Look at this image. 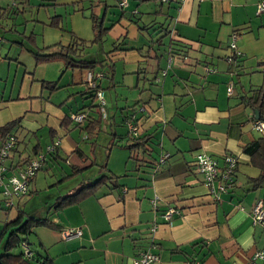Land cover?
<instances>
[{
  "label": "crops",
  "instance_id": "crops-1",
  "mask_svg": "<svg viewBox=\"0 0 264 264\" xmlns=\"http://www.w3.org/2000/svg\"><path fill=\"white\" fill-rule=\"evenodd\" d=\"M9 1L14 5L9 15L20 26L9 20L5 30L13 31H7L4 41L21 35L24 41L17 38L15 43L29 52L32 45L27 37L36 36L37 27L61 29L60 25L51 27L52 17L64 19L66 30H60L57 42L68 46L73 34L80 40H93V24L87 15L105 16V26L111 29L104 44L109 41L112 47L117 42L120 48L111 54V48L104 45L96 48V54L101 53L95 60L104 63L96 71L104 72L102 88L105 96L107 90L111 94L103 131L109 135V144L125 146L127 151L126 146L136 142L129 129L131 121L140 139H148L144 146L129 151L133 159L122 163L124 176L111 171L128 179L120 189L109 183L80 203L57 209L59 198L74 192L80 181L61 193L60 187L67 182L63 176L45 190L36 175L27 195L14 199V207L8 208L0 193L1 239L28 213L54 225L33 229L38 248L29 237L37 258L49 257L50 264H134L142 251L156 255L151 264H250L257 251L264 250V225H254L252 218L258 202L264 207V187L254 189L250 183L261 171L244 148L263 134L254 129L259 110L248 108L243 99L256 98L255 91L264 85V69L258 66L264 58V13L257 11L263 0H128L124 10L119 0H30L24 10L15 0ZM28 28H32L29 35ZM234 33L239 35L236 44L243 58L228 63L225 57L231 53L229 41ZM207 66L217 70L207 74ZM62 71L68 70L62 67ZM87 73L83 70L80 76L83 89L73 91L71 97L79 93L82 100L87 98ZM25 75L30 81L22 82L15 95L14 86L7 85L0 94V127L24 117L16 131L17 152L6 160L5 174L11 176L17 163L32 157L37 143L41 152L52 145L51 129L58 133L59 156L50 159L44 173L53 179L50 164L61 162V157H67L71 169L89 166L92 158L83 161L74 153L80 145L79 131H65L63 120L90 103L71 104L65 98L56 102L52 98L58 91L43 89L44 79L36 77L34 70ZM166 153L170 155L167 161L157 165ZM200 153L215 158L220 167L227 154L241 160L233 189L220 195V201L195 171ZM109 159L110 154L107 165ZM96 169L69 180L85 174L94 177ZM169 208L176 210L170 222L165 219ZM69 229L82 234L64 240L61 234Z\"/></svg>",
  "mask_w": 264,
  "mask_h": 264
},
{
  "label": "trees",
  "instance_id": "trees-1",
  "mask_svg": "<svg viewBox=\"0 0 264 264\" xmlns=\"http://www.w3.org/2000/svg\"><path fill=\"white\" fill-rule=\"evenodd\" d=\"M91 1L99 3L100 0H91ZM155 1H158V0H155ZM161 1L162 2L163 1L168 2L170 0H161ZM13 2H15V4H17L21 10H24L25 6H30L29 5L30 0H21L20 2L15 0ZM120 2H121V0L118 1V6H119ZM262 2H264V0L261 1L258 4V6ZM3 5L4 6L0 5V43L3 42L4 40H7V35H6L7 31H13V28L8 29L9 27H7V30H5L6 29V23H9V20H11L12 21L11 23L13 25H16V23L14 22L15 18L11 17L9 15V12H11L10 11V9H11L10 5H8L7 2L3 3ZM120 9H122V8H120ZM263 13H264V11L260 14H263ZM87 17H88V19L91 20V22L93 24L94 38L91 42L80 40V39L76 38V36L73 34L72 35V41L68 46H65L61 43H57V44H54L51 46H46L43 48H34L33 46L35 45V35L32 34L30 37H27L29 42L32 45V47L30 48V52H31L32 56L34 57L35 62L37 64H39V63H44V62L56 61V62H62L64 68L67 70L68 69H79L82 71L87 70L88 72H91L93 74L94 82L96 84H98L99 82H98V79L96 77L98 74H104V72H100V71L98 72L96 70L98 68L102 67L104 65V63H103V61H100V60H90V58H87V55L89 54V51H87V50L92 49L93 47H96L97 45L103 46L105 37L107 36V32H109V30L111 28L105 26V16L99 18L98 16L94 15L91 12L89 15H87ZM64 23H65L64 19L61 16H57V17H52V21H51L50 25H51V27H58L59 25H60V27L61 26L63 27ZM16 26H20V25L17 24ZM63 29L66 30L65 26ZM234 35H236L237 38H239V35L237 33H234L230 38L229 48L231 50L230 51L231 53H230V55L225 57V59L228 63H235L238 59L243 58V53L239 50L237 44H236L235 48L231 47V43H233V41H234V39H233ZM237 40L235 41L236 43H237ZM21 44L23 45L24 43L22 42ZM119 48H120V44L115 42L114 44H112L111 50L108 53L111 54L113 52H116L117 50H119ZM258 66L262 67L264 69V58L260 63H258ZM208 69L209 70H214V69L217 70L215 67L207 66L206 67V73L207 74L209 73ZM263 73H264V70H263ZM42 85H43L42 86L43 89H47L49 92L59 91L63 88L62 86L59 85L58 81L57 82L44 81ZM85 85L88 88V92L86 93V91H85L84 95L85 94H91L93 101L89 105L81 107L77 113H73L74 115L72 116V118L71 117L70 118L65 117L63 120V127H64L65 131H67L69 133L71 130H78L79 133L86 134L83 137V142L91 144L90 145V152L87 153L83 149V147L81 145V140H80V145L77 147V149L74 151V153L83 161H86L87 159L92 158L91 159L92 163L89 166L83 167V168L72 166L71 173L68 175H64L62 178V181H66V180H69L70 178L77 177L79 175L84 174L85 172L87 173V171L89 174V171H91L93 169V167H96L99 169H97V171L95 170L94 177H89L88 174H85L84 177L82 179H80L81 185L78 186V188L74 189V192L71 191L70 194L60 197L58 202H57V205H55L56 209L59 207L61 208V207H66V206L78 204L82 200L86 199L87 197L94 195L99 189H101L105 185H108L109 183H111L113 185V188L120 189L123 187L121 185V183H119V180L121 177L107 174V170H108L107 162L99 163L98 159H97L96 151H97L98 146H99V137L103 133V121L109 119V117L107 118V116L104 117L102 115V111H101L102 107H101L100 102L98 100V92L99 91L103 92L102 83H100L98 86H95L94 88H92L89 85V83H87L85 80ZM227 90L229 92V85H228ZM255 92L258 95L256 98H246L245 97L243 100L245 101V104L248 106V108H251L252 110L257 109L260 111V113H261L260 114V120L263 121L264 120V113H263L264 85H262ZM104 98L106 100L105 93H104ZM96 103H97V105H95ZM107 105L108 104H106V106ZM74 117H82V118L79 121L77 119H74ZM23 120H24V117H19V118H16V119L6 123L2 127H0V142H1L0 153H1L2 147L5 145L8 137L9 136L15 137L14 149L10 153L7 160H9L11 157H13V155L16 154V152H17V147H18L19 141H18V138L16 135V131L19 128V126ZM130 133L133 136V133L131 132V130H130ZM57 134L58 133L56 130L51 129L50 137L53 140V144L47 146L46 150L41 152L42 147H41L40 143H37L36 147L33 148L34 155L32 157L28 156L27 158L22 160L21 163H17V166H16L17 169L18 170L22 169L25 164H28L32 160L39 158L38 157L39 155H43L44 160L40 161L41 165H40V167L36 173V175H38V173L42 169L45 168L46 164H48L50 159L54 158L55 156H59L58 150L60 148V142L58 144H56V143L60 140H58V141L55 140ZM262 134L263 135L261 138H259L258 140L254 141L251 145L244 148V154L249 155L253 164L259 166V169L261 171L260 176L257 179H254L250 182L254 189L264 187V133H262ZM133 137H135V136H133ZM147 137H142L140 139L139 135L136 136V138H133L136 142L129 144L128 146H126V148L132 152L133 149H136L139 146L140 147L144 146L145 142H147V139H148ZM114 144H116V143H114ZM114 144L113 143L110 144L109 152L115 146ZM48 147L52 148L53 150H48ZM124 148H125V146H124ZM163 155H165V154H163ZM229 155H231V154H227L225 157H227ZM108 156H109V154H108ZM225 157H224V159H225ZM61 158L62 159L60 161H66L67 162V157H61ZM130 159L132 160L133 157L130 156ZM224 159H223V161H224ZM240 163H241V160L238 157V163H237V165L234 168L233 173H232L233 184L231 185L229 192L234 187L235 173H236V170L238 169V166L240 165ZM157 165L160 166L163 164H160L159 160H158ZM223 166H224V164H223ZM13 168H15V166ZM9 171H14V169H9ZM102 172H104V174ZM36 175H34L33 177L30 178V183L36 177ZM9 177L10 176L7 174L4 176L5 180H7ZM86 178L89 180H87ZM85 180H87V181H85ZM2 189L3 188L0 187V193L3 192ZM27 193L22 195L21 197L27 195ZM3 197L5 198L6 201L9 200V198H7L5 196H3ZM15 199L19 200V198H15ZM25 216H26V220L23 218L24 221L22 219V221L13 230H9L6 233L7 237L4 238V242H3V246H2V252L0 253V264H50L52 262V259H50L49 257H42L43 259L37 258V255H35V253L31 247H29L30 255L26 256L25 250L23 249L22 244L27 243L29 246V244H30L29 243L30 242L29 237L32 235V231L34 228L39 227V226H47V227L54 228V225L48 219H36L34 217H30V215H28V213H25ZM0 240H1V235H0ZM19 246L22 247V249H23L22 252L21 253H15L14 249L18 248Z\"/></svg>",
  "mask_w": 264,
  "mask_h": 264
},
{
  "label": "rangeland",
  "instance_id": "rangeland-1",
  "mask_svg": "<svg viewBox=\"0 0 264 264\" xmlns=\"http://www.w3.org/2000/svg\"><path fill=\"white\" fill-rule=\"evenodd\" d=\"M8 5H13L12 1L9 0H0V5L4 6L3 3H6ZM85 6H89V4H85ZM39 7L35 8L36 10ZM87 12H90L91 9H86ZM115 13H116V8H114ZM62 27V26H61ZM60 27V28H61ZM69 28L71 27L70 25L68 26ZM64 26L60 30L63 29ZM32 28L27 29V35L30 34V30ZM58 29H45L40 25V27L36 28V36H35V45L33 46L34 48H43L46 47V44H56L61 40V31ZM23 33V30H21ZM57 35H60V39L57 42ZM9 41H3L0 43V94L3 92V87L4 85H7V87L14 86V95L16 94L17 90L19 89L20 85L22 82H27L30 81V79L25 75V73H30L33 70L35 71V76L36 77H42L44 81L48 82H57L60 78L61 80L59 81L60 86H62V90H59L57 95H54L52 100L58 102L59 98L67 101H69L71 104L77 102L78 100L82 102L83 104L86 103H91L92 102V97L91 94H85L84 96L87 97L85 100H82L79 93H76L74 95L75 98L71 97V93L73 91H80L83 89L82 86H80L81 82V75L83 73L82 70L79 69H68L64 73L62 71L63 64L62 62H56V61H51V62H44V63H39L37 64L33 58V56L30 54L28 49L26 47H22L21 45L15 43L17 42V38L23 39L21 35H10ZM13 38V39H12ZM24 41V39H23ZM28 42V40H27ZM3 43V44H2ZM2 44V45H1ZM111 44V43H110ZM109 44V41H105V49L106 48H111ZM98 46L94 47L93 49H89V54L87 55V58H90V60H95L97 55H100L101 51L97 52L96 54V48ZM99 53V54H98ZM250 64V63H248ZM85 75V73H84ZM26 76V78H25ZM87 77V75H86ZM85 77V80H86ZM43 82V81H42ZM40 82V83H42ZM29 83V82H28ZM26 84V83H25ZM34 84L37 85L36 82ZM39 85V83H38ZM68 85V86H66ZM47 90V89H45ZM107 95H106V101L107 104L109 105V102H111V94L107 90ZM88 95V96H87ZM97 104V103H96ZM95 104V105H96ZM116 104V103H115ZM119 104L122 106H125V101L123 102L122 100L119 101ZM108 105H107V110H108ZM110 106V105H109ZM107 120H104L103 122H106ZM122 127V126H119ZM126 129L120 130V132L124 133ZM78 139L81 140V145L83 149L89 153L90 152V143H84L83 142V137L86 135L84 133H79ZM109 142L110 138L108 133L104 132L102 135L99 137V146L96 151L97 154V159L99 163H108V154H110V159H109V166L107 170V174L112 175L111 171L116 170L119 172L120 176H124L126 173H124V167L122 165L123 162L128 161V158L130 157V152L125 150L122 146H115L113 147L112 152H109ZM112 153V154H111ZM112 155V156H111ZM53 172H54V178L51 179L49 174H46L47 167L42 169L38 173L37 179H39L42 183L41 185L46 189L50 190L51 186L54 185V181L59 180L62 178V176L66 175L67 173H70L72 169L68 166L66 161H61L59 163L55 162V165L53 166L50 164ZM54 168V169H53ZM97 171V169H96ZM81 178H77L76 180H66L67 182L61 186L60 192H66V190H71L77 181H80ZM143 179H146L143 178ZM128 179H125V177L120 178V183L126 182ZM76 181V182H74ZM49 184V185H46ZM63 184V183H61ZM59 185V184H58ZM45 193H42L41 196H44ZM46 197V196H44ZM3 223L0 220V234L2 231ZM16 226L11 227L10 230H13ZM42 228L41 226L36 227L35 229ZM7 237V234H5L4 238ZM4 238L0 240V253L2 252V246L4 242ZM37 234H32L31 236V242H35V247H39V243L37 241ZM34 246V245H33ZM15 253H21L22 252V247H18L14 249Z\"/></svg>",
  "mask_w": 264,
  "mask_h": 264
},
{
  "label": "built area",
  "instance_id": "built-area-1",
  "mask_svg": "<svg viewBox=\"0 0 264 264\" xmlns=\"http://www.w3.org/2000/svg\"><path fill=\"white\" fill-rule=\"evenodd\" d=\"M129 6L128 0H121L119 3V7L123 10ZM264 11V2H262L258 6V13H262ZM233 43H231V47H236V40L238 39L236 35L233 36ZM215 70H209L208 72H214ZM103 74H98V84L94 82L93 74L91 72L87 73L86 82L94 88L101 83L103 79ZM232 94V86L229 87V95ZM98 100L102 107V115L106 117V101L104 98V93L102 91L98 92ZM82 117H74V119L81 120ZM254 128L261 133H264V121L255 120L254 121ZM129 129L133 133V136H138V128L134 125L133 121L129 123ZM58 141L56 144H58ZM15 146V137L9 136L5 145L2 147L0 153V187H2V194L3 196L9 198L6 201L7 207H13V199L19 198L22 195L26 194L29 190V183L30 178L36 175L39 167L40 161L44 160L43 155H39V158H36L25 164L24 167L20 170L16 169L13 174L5 180L4 176L6 175L7 167L5 166L6 160L8 159L10 153L13 151ZM48 150H53L52 148L48 147ZM169 155L165 154L159 159L160 164H164L165 161L168 159ZM238 163V157L234 155H229L224 159V166L220 167L218 162L212 158L211 156L200 153L196 157V166L195 171L202 175L204 179V183L210 189V193L215 196V200L220 201V195L227 194L233 184V170ZM218 182V185H216ZM157 199L155 202V205ZM176 212L174 208H169L168 211L165 212V219L166 221L170 222L173 219V215ZM252 218L253 223L255 224H262L264 225V207L262 202H258L252 210ZM82 232L79 229H69L62 232L61 236L64 240H70L76 237L81 236ZM23 249L25 250V255H30L29 246L27 243L22 244ZM157 260L156 255L152 254L151 251H142L138 257L136 258L134 264H151ZM260 261H264V250L257 251L255 257L251 259L250 264H259Z\"/></svg>",
  "mask_w": 264,
  "mask_h": 264
},
{
  "label": "water",
  "instance_id": "water-1",
  "mask_svg": "<svg viewBox=\"0 0 264 264\" xmlns=\"http://www.w3.org/2000/svg\"><path fill=\"white\" fill-rule=\"evenodd\" d=\"M103 75H104V74H103ZM102 90H103V89H102ZM103 93H105L104 90H103ZM105 101H106V100H105ZM106 104H107V101H106ZM259 117H260V116H259V111H258V112L256 111V118L259 119Z\"/></svg>",
  "mask_w": 264,
  "mask_h": 264
}]
</instances>
